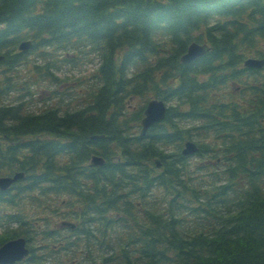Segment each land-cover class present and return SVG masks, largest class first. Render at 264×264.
Wrapping results in <instances>:
<instances>
[{"label": "trees", "instance_id": "obj_1", "mask_svg": "<svg viewBox=\"0 0 264 264\" xmlns=\"http://www.w3.org/2000/svg\"><path fill=\"white\" fill-rule=\"evenodd\" d=\"M38 1L40 0H0V28L2 29L0 30V45L6 42L10 35L16 40L24 33L35 32L39 27L50 32L53 36H58L61 29L73 26L74 30L85 29V31L95 32L94 40L96 34L104 39L101 36L108 34V29L117 28L126 34L124 37L126 39L117 36L116 39L113 37L104 40L116 45L127 43L134 51L136 49L135 44L138 43L143 57L148 59L150 54L155 51V47L151 50H145L150 49L148 33L155 26H158L161 17H170L171 24L176 28H180L186 22L190 23L193 20L189 27L192 31L196 29L199 20L206 15L203 12L207 9L205 7L230 8L232 2H237L240 5L246 3L243 0H231L227 4L225 1L230 0H48L45 2L47 13L42 16H32L31 11ZM165 1L168 3L165 4ZM253 4L256 12L261 16L259 20H256L258 29L263 30L264 33L263 0H254ZM210 12L218 11L210 10ZM229 13L233 15L232 12ZM239 13L234 15H239ZM128 27L132 29V34L127 32ZM236 30L244 33L248 40L253 37V31H243L244 29H241L240 26H237ZM212 41L219 55L226 53L234 56L235 50L231 38H214ZM130 56L132 57V55ZM112 64L113 56H105L103 64L105 68L102 71L105 86L97 104L93 107L105 113L111 108L120 110V101L116 100L120 96L114 95L113 92L119 88L130 90L132 83L126 77V66H124L120 67L124 69V72L119 75V79H122L123 82L120 85H115L113 74L107 69ZM118 69L113 70V73L117 72ZM182 80L184 83L178 89L188 92L190 83L189 81L186 82L185 77H182ZM249 91L242 92L238 97H225L220 102L209 104V107L199 108L198 116L206 121H202L201 130L197 132L200 139L213 136L214 143L209 141L203 145L206 152L214 151L221 146L223 155H227V158L230 155V188L242 194V203L246 208L238 215L233 228L223 226L220 229L212 230L211 234L202 232L192 236H183L179 232L181 240L174 241L173 246L162 245V250L157 248L156 229L166 239H169L170 233L167 229L179 231L180 226H177V223H180L181 220H178L175 225L164 224L159 215L150 213L149 215L155 223V239L153 242L150 241L140 253L141 258L151 260L147 264H167L165 261V263L161 261L156 263L155 258L160 255L165 259L171 254L175 257L176 264H264V87ZM9 114L8 109L0 108V131L7 134L12 133L13 135L8 134L7 138L14 142V145L6 147L0 152V170L9 171L13 169L9 165H12L11 162L14 161L15 157L26 159L24 165L31 169V176L24 181V184L17 187L16 193L32 196L36 194L35 191H38L43 196L54 192L52 199L47 200L54 202L53 211H56L59 208L58 204L62 203L60 197L63 195L60 193H69L70 191L72 194L75 193L73 186H69V182L73 178V173L70 170L73 167H65L58 163L60 153L65 147L61 141L56 139V135L74 138L70 142L79 150V153H76L80 154L81 152L83 157L87 155L85 148L89 147L88 138L90 135L105 133L106 141L119 138L118 129L120 127L115 126L118 128L115 130L111 127L112 123H119V118L115 116L117 113L112 115L113 120L111 118L108 122H104V113L98 119L96 117L89 119L80 114L74 118L68 116L55 120V117L46 115L34 118L32 124L27 125L23 122L16 129H5L1 118H5ZM184 116L186 120L194 118L193 109H190ZM167 124H170L169 119H167L166 124L152 130L150 142L145 143L136 140L133 143V147L138 149L136 151L131 150L126 157L128 162L140 167L135 176L117 171L112 167H107L105 174L101 176L97 174L92 187L93 191L97 192V198L80 199V204L83 207L80 214L87 215L84 218L88 225L85 233L93 234L90 229L91 226H100L104 232L110 233L113 218L108 215L113 214L112 211L117 209L115 206L122 199L125 201L134 198L130 194L137 187V182L147 186L145 190L141 188V197L150 190L147 183L148 178L152 185L163 184L170 188L165 182L163 174L155 178L151 170V175H148V169L140 165L142 161L150 159L156 143L172 140L181 143L190 134L179 127L174 129V134H169L166 131ZM42 133H47L50 136L42 141L39 138L40 135H43ZM242 135L244 141L236 145L234 143L235 138ZM28 136H31V143L23 144V138ZM27 149L31 150V156L26 155ZM6 151L8 152L5 154L4 160L3 155ZM68 154L73 159L75 158V155ZM41 163L46 166L43 168L42 174H37V167L43 165ZM103 169L99 171L103 173ZM78 170L85 174L88 172L81 168ZM66 173L67 176L64 177ZM242 177L246 179L244 186H240V178ZM107 183H110L113 188L108 189ZM125 187H129V189L126 190ZM66 195L70 196V194ZM15 196L10 192L0 193V201L4 204H13ZM65 205L74 211L77 202L71 197L67 198ZM122 258L127 259L129 264H137L132 261L129 251H125Z\"/></svg>", "mask_w": 264, "mask_h": 264}, {"label": "rangeland", "instance_id": "obj_2", "mask_svg": "<svg viewBox=\"0 0 264 264\" xmlns=\"http://www.w3.org/2000/svg\"><path fill=\"white\" fill-rule=\"evenodd\" d=\"M57 26L59 29H61V27L59 25H57ZM84 48L85 47H83V46H78V47H76V50L81 52L84 50ZM90 63H91L90 60L83 59L81 61V63L62 64L61 70L56 71L55 74H56V76H61V77L69 76L71 78L70 79V85H72V86L78 85V83L74 82V80H76L80 76H84V77L90 76L91 69H92V65ZM82 92H85V91H81L80 93H82ZM137 103H134V104H137Z\"/></svg>", "mask_w": 264, "mask_h": 264}, {"label": "water", "instance_id": "obj_3", "mask_svg": "<svg viewBox=\"0 0 264 264\" xmlns=\"http://www.w3.org/2000/svg\"><path fill=\"white\" fill-rule=\"evenodd\" d=\"M154 115V112H149V116ZM20 247L18 243H11L9 245H7V247L5 249H3V251L0 253V256L2 255H6L8 253V251H19Z\"/></svg>", "mask_w": 264, "mask_h": 264}, {"label": "bare ground", "instance_id": "obj_4", "mask_svg": "<svg viewBox=\"0 0 264 264\" xmlns=\"http://www.w3.org/2000/svg\"><path fill=\"white\" fill-rule=\"evenodd\" d=\"M97 128H98V127H97ZM91 129H92V127H91ZM95 129H96V128H95ZM95 129H94V131H95ZM102 134H105V133H102ZM84 147H85V146H84ZM86 148H87V147H86ZM86 148H85V149H86ZM80 153H81V152H80ZM11 163H12V162H11ZM2 199H3V198H2Z\"/></svg>", "mask_w": 264, "mask_h": 264}]
</instances>
